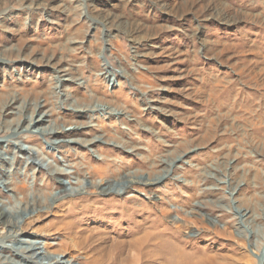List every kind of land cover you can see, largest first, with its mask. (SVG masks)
Instances as JSON below:
<instances>
[{"label":"rangeland","instance_id":"rangeland-1","mask_svg":"<svg viewBox=\"0 0 264 264\" xmlns=\"http://www.w3.org/2000/svg\"><path fill=\"white\" fill-rule=\"evenodd\" d=\"M1 169L0 264H264V0H0Z\"/></svg>","mask_w":264,"mask_h":264},{"label":"bare ground","instance_id":"bare-ground-1","mask_svg":"<svg viewBox=\"0 0 264 264\" xmlns=\"http://www.w3.org/2000/svg\"><path fill=\"white\" fill-rule=\"evenodd\" d=\"M37 122H38V120H37ZM36 123H34V127L36 129L40 128L41 126L37 125ZM29 129H30V125L29 126L26 125V126H24V128L22 127L19 129V133H23L24 130H29ZM52 132H53V135H51L52 133H49V132H46V133L50 134L49 137L51 139H53V141L59 140V138H56L54 135L56 133H59V131L57 130V132H54V131H52ZM21 140L22 139L17 138V140L13 143L15 144V146L19 147L20 150H23L24 148L22 147V145L20 143ZM34 153H36L35 150H34ZM27 154H28V157L31 158V151H27ZM2 166H4L3 162H2ZM55 170L56 171H63L65 169L61 168V166L57 165V168H55ZM4 174L5 173L1 169L0 179H2L4 177ZM5 180H7V179H5ZM79 181L81 183L80 179H78V182ZM91 183L93 186H99L100 185V183H98L97 181H95V182L91 181L90 184ZM0 223L6 224L7 222L3 221ZM10 230H11V227H10ZM16 230H17V228L13 230V231H15L14 232L15 234L13 233L15 239L20 238L21 234H22L20 231L21 229H19L17 231ZM8 231H9V229H8ZM9 232H8V234L4 235V233L2 234V232L0 231V238L11 237ZM182 232H183V228L181 226H174V225L163 226L161 224H154L152 226L151 230H145V227H140L137 231L138 234L142 233V236L139 238V242H138V244H139L138 249H137L138 253H140L143 256L149 255L145 261V263H147V264H152V263H157V262L159 264H221L217 260V258H214V256L209 254L206 250L199 251V252H196L194 254L193 253L192 254L187 253L185 245H188L189 243H190V245H192L194 243V241L189 240L188 238L187 239L184 238L183 240H181ZM23 236H25V235H23ZM24 238L27 240H29V239L31 240V238H28V236H25ZM5 248H7V247L0 245V261H2L3 259L4 260L7 259L6 257H1L2 254H4L3 252H5ZM147 248H150V250L147 251L146 250ZM20 251L23 252L22 254H25V257H24L25 259H28L29 261H33V262H38V260L34 258L33 253H27L26 249H24V250L21 249ZM255 257L258 259L257 256H255ZM12 260L21 261V254L19 255V252L17 254H14L12 257ZM68 262H71V260H68L67 263ZM257 264H260L259 260H257Z\"/></svg>","mask_w":264,"mask_h":264}]
</instances>
